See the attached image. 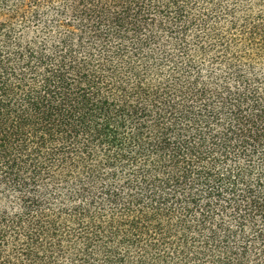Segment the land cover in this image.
<instances>
[{
	"label": "trees",
	"instance_id": "trees-1",
	"mask_svg": "<svg viewBox=\"0 0 264 264\" xmlns=\"http://www.w3.org/2000/svg\"><path fill=\"white\" fill-rule=\"evenodd\" d=\"M0 264H264V0H0Z\"/></svg>",
	"mask_w": 264,
	"mask_h": 264
}]
</instances>
